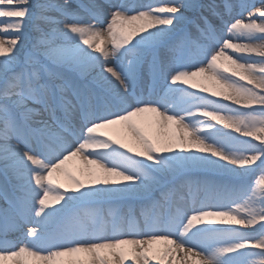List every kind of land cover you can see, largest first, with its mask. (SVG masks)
<instances>
[{
	"label": "snow or ice",
	"instance_id": "1",
	"mask_svg": "<svg viewBox=\"0 0 264 264\" xmlns=\"http://www.w3.org/2000/svg\"><path fill=\"white\" fill-rule=\"evenodd\" d=\"M260 3L0 0V264H264Z\"/></svg>",
	"mask_w": 264,
	"mask_h": 264
},
{
	"label": "bare ground",
	"instance_id": "2",
	"mask_svg": "<svg viewBox=\"0 0 264 264\" xmlns=\"http://www.w3.org/2000/svg\"><path fill=\"white\" fill-rule=\"evenodd\" d=\"M138 2H141V3H149V2H152L155 4V0H138ZM249 2H251V0H249ZM262 5L260 3V0H256V4H255V8L253 9H250L251 11H255L256 9L258 8H261ZM245 15H247V13H245ZM4 18H0V20H3ZM257 177H258V173L256 174Z\"/></svg>",
	"mask_w": 264,
	"mask_h": 264
}]
</instances>
